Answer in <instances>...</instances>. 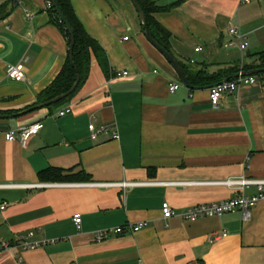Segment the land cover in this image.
<instances>
[{"label":"crops","instance_id":"0c3cea01","mask_svg":"<svg viewBox=\"0 0 264 264\" xmlns=\"http://www.w3.org/2000/svg\"><path fill=\"white\" fill-rule=\"evenodd\" d=\"M70 1L103 49L108 71L91 53L87 75L56 107L17 115L33 106L68 55L45 0H19L0 20V115L7 116L0 117V185H33L0 186V241L11 245L0 252V264H264V199L246 221L239 211L193 221L161 214L163 202L179 214L239 194L218 181L264 179V78L223 95L215 109L208 98L228 70L250 64L248 53L264 49L261 1L246 7L252 14L246 19L239 10L250 0H155L151 16L170 32L168 52L193 74L191 85L202 87L174 93L168 83L180 80L144 36L130 0ZM231 27L245 35V52L228 34ZM17 63L24 64L25 81L7 74ZM116 71L128 76L110 78ZM66 107L70 113L54 116ZM33 122L40 129L25 147L6 140L8 130ZM90 123L115 125L118 139L92 135ZM49 167L69 175L84 171L87 178L41 179ZM120 182L135 184L92 185ZM255 192L254 186L244 190ZM138 222L146 223L138 232L95 239L97 230Z\"/></svg>","mask_w":264,"mask_h":264},{"label":"built area","instance_id":"2783aa9c","mask_svg":"<svg viewBox=\"0 0 264 264\" xmlns=\"http://www.w3.org/2000/svg\"><path fill=\"white\" fill-rule=\"evenodd\" d=\"M249 0H241V2H248ZM52 3L50 0H45V9H51ZM28 16V14H27ZM228 34L237 41L238 48L241 53L245 52L248 48V42L246 40L245 35L240 32V30L236 27H231L228 30ZM128 37H124L127 39ZM233 41H228L224 44L225 47L231 46ZM196 52L200 51L201 48L197 47L194 49ZM242 70L237 72V76L227 80L222 83H217L212 85L209 88V103L215 109L218 106L223 95L226 94H234L237 89L241 85L246 84H254L258 82L260 79L264 78V76L258 75H242ZM8 76L17 82L25 81V68L23 63H17L16 65L11 66L7 71ZM128 76L127 71H116L112 73V77H126ZM109 78V79H110ZM180 82H169L168 83V91L170 93L176 92L181 87ZM71 112V107H66L62 110L57 111L54 116H63ZM92 135L99 133H110L113 139H118V131L115 125L107 126L100 125L96 127L93 123H90L88 126ZM40 129L39 122H33L27 126L20 127L17 129H10L5 133V138L7 141H17L22 147H25L28 144V141L32 136L36 135ZM220 185H225L231 188H234L239 191V194L230 199H226L219 202L213 203H205V204H196L188 207L181 213H177L168 202H163L161 204V214L164 219L171 218L173 216H179L184 221H193L201 218L208 217H220L222 215L232 213L234 211H239L242 215L244 221L249 219L250 209L254 207L257 203L264 199V179H249L245 175H241L239 177L228 178L224 181L216 182ZM135 183L128 182H120V183H94L93 186H101V187H122L125 188L127 186L134 185ZM4 187H31L33 185H24V184H7L0 185ZM254 186L256 188V192L252 195L244 194V190L249 187ZM5 205L2 204L0 209H4ZM73 222L77 230L81 228V216L80 214L73 215ZM146 226L145 222L138 223H126L125 225L115 227L113 229H100L95 231V239L96 241H102L106 239L110 234H123L125 232L135 233L141 230ZM222 235H216L213 240L219 239ZM56 241L55 239L44 240V241H35V242H27L22 241L19 245L22 249L36 248L42 244H47L50 242ZM11 245L7 242L0 241V252L9 250Z\"/></svg>","mask_w":264,"mask_h":264},{"label":"trees","instance_id":"16d2710c","mask_svg":"<svg viewBox=\"0 0 264 264\" xmlns=\"http://www.w3.org/2000/svg\"><path fill=\"white\" fill-rule=\"evenodd\" d=\"M18 1L19 0H8L0 5V20L6 17V15L10 12V10L14 7V5ZM55 1L58 7L60 8L62 14L64 15L65 19L70 24L73 31L74 43L71 52V58L69 54L70 39H69V34L65 28V25L60 21L53 7L51 9H47L46 11L49 17V22L55 25L66 38L68 45V55L58 75L55 77V79L50 85H48L44 90H42L37 95L36 102L33 105L50 100L56 97L57 95L66 92L73 85L75 81L76 73L79 74V78H80L79 83L82 82L89 71L91 53H94L96 55L100 64L104 67L106 72L108 71L107 59L103 49L100 48V46L96 43V41L92 37H90L82 27V24L80 23L74 12L71 1L70 0H55ZM137 1L146 16L148 28L151 32L152 37L165 50L168 51L170 32L161 24L156 22L151 16V14L154 11L158 10L157 6L154 9L151 7V5L155 3V1L154 0H137ZM8 6H10V8H8ZM248 56L250 59L253 57H255V59L252 60L250 64L242 63L239 66V68L237 67V69L235 70L234 69L228 70L223 76V79L227 78L228 80H230L234 78V75H236L239 70L249 71L253 69L264 68V49L260 51L250 52L248 53ZM71 59L73 65L71 63ZM181 67L184 70L188 82L190 84L191 83L195 84L193 80V74L189 75L186 68L182 65ZM256 75L264 76V73H259ZM194 77L199 78V74L198 73L195 74ZM62 101H60L59 103H61ZM59 103L51 105L48 108L56 107ZM38 175L41 179L44 180L51 179V180H59V181L60 180L67 181L76 178H87V174L84 173V171H79L76 174L69 175V173H65L63 170L53 167H49L44 170H41Z\"/></svg>","mask_w":264,"mask_h":264},{"label":"water","instance_id":"95a60500","mask_svg":"<svg viewBox=\"0 0 264 264\" xmlns=\"http://www.w3.org/2000/svg\"><path fill=\"white\" fill-rule=\"evenodd\" d=\"M51 3H52V6L57 14V16L59 17L60 21L65 25V28L69 34V39H70V44H69V54H70V58H71V52H72V48H73V43H74V37H73V31H72V28L70 26V24L68 23V21L65 19L64 15L62 14L60 8L58 7L57 3L55 0H50ZM130 2L132 3L133 7L135 8L136 10V13L138 15V20H139V24H140V27H141V30L144 34V36L146 37V39L158 50L162 53V55L166 58V60L170 63V65L172 66V68L175 70L179 80H180V83L182 84L183 87H186L188 89H192V90H196V89H200L202 87H197V86H193L191 85L186 76H185V73L182 69V67L180 66V64L174 59V57L167 51L165 50L158 42H156L154 40V38L152 37L151 35V32L148 28V24H147V19H146V16L142 10V8L140 7L139 3L137 0H130ZM71 63H72V59H71ZM73 65V63H72ZM259 73H264V68H258V69H253V70H249V71H243L242 72V75H256V74H259ZM238 74L234 75V77H236ZM79 74L76 73V77H75V81L73 83V85L70 87V89H68L66 92L64 93H61L59 95H57L56 97L50 99V100H47V101H44L42 103H39V104H36V105H33L32 107L24 110V111H21L19 113H17V115H23V114H26L28 112H31V111H34V110H37V109H41V108H44V107H49L51 105H54V104H57L59 103L60 101L64 100L65 98H67L68 96H70L77 88L78 84H79ZM228 79L225 78V79H222L220 80L219 82L217 83H222V82H225L227 81ZM215 83V84H217ZM213 84V85H215ZM212 86V85H211ZM17 115H12L13 117L14 116H17ZM0 117H7L5 115H0Z\"/></svg>","mask_w":264,"mask_h":264},{"label":"rangeland","instance_id":"374dc122","mask_svg":"<svg viewBox=\"0 0 264 264\" xmlns=\"http://www.w3.org/2000/svg\"><path fill=\"white\" fill-rule=\"evenodd\" d=\"M155 1V0H154ZM259 1H261V4H262V6H263V8H264V0H259ZM258 4V0H250V2H248V3H245L244 5L245 6H242V8H240V10H239V13H240V15H244L245 14V17H246V19H252V14H251V12H249L247 9H246V7L248 6L249 8H251V7H253V6H256ZM151 7L154 9V8H156V5H155V3L154 4H152L151 5ZM244 7V8H243ZM263 12H264V10H262ZM262 12V14L263 15H261V17H263L264 18V13ZM234 14H236V11H235V13ZM236 17V16H235ZM255 59V57H253V58H251V60H254Z\"/></svg>","mask_w":264,"mask_h":264}]
</instances>
